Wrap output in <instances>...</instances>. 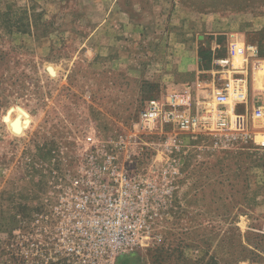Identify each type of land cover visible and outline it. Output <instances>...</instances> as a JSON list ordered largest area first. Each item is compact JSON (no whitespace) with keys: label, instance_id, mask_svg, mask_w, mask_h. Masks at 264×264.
<instances>
[{"label":"rangeland","instance_id":"obj_1","mask_svg":"<svg viewBox=\"0 0 264 264\" xmlns=\"http://www.w3.org/2000/svg\"><path fill=\"white\" fill-rule=\"evenodd\" d=\"M243 42L264 56V0H0V264H264V127L247 139L134 128L191 81L181 58L196 48L199 70L217 68ZM88 135L151 171L150 231L133 250L100 255L99 225L44 218L54 171L76 165Z\"/></svg>","mask_w":264,"mask_h":264},{"label":"built area","instance_id":"obj_2","mask_svg":"<svg viewBox=\"0 0 264 264\" xmlns=\"http://www.w3.org/2000/svg\"><path fill=\"white\" fill-rule=\"evenodd\" d=\"M231 45L235 43L229 45L226 57L214 60L218 67L211 79L187 83L181 91L150 101L141 111L135 131L162 132L167 126L186 134L237 133L247 139L252 128L264 127V72L262 86L253 83L254 71L264 70V56L258 43L243 42L242 64L236 67L229 53ZM238 107L242 112L236 111ZM85 142L74 167L54 171V200L44 218L63 225H99L96 236L104 240L98 245L100 255L133 250L150 231L155 201L151 171L123 166L117 151L108 150L94 136H86ZM101 225L114 226L103 229ZM66 236L74 242L76 232L68 230ZM85 252L72 246L67 255L78 258Z\"/></svg>","mask_w":264,"mask_h":264},{"label":"crops","instance_id":"obj_3","mask_svg":"<svg viewBox=\"0 0 264 264\" xmlns=\"http://www.w3.org/2000/svg\"><path fill=\"white\" fill-rule=\"evenodd\" d=\"M228 50H229V46H228ZM227 50V51H228ZM194 53V57L190 58V61H186L183 58H181L180 62H178V70L181 73H189V75L191 74V81H189V83H194L196 81H208L209 79H211V73L212 71H214L215 68H211V69H206V70H199L197 63H198V56H197V50L195 48V50L193 51ZM230 56L232 59V65L236 66L238 64H240L242 62V54H241V46H230ZM214 59V58H213ZM214 62V60H213ZM212 63V62H211ZM208 74V78L204 80V76H202L201 74Z\"/></svg>","mask_w":264,"mask_h":264},{"label":"bare ground","instance_id":"obj_4","mask_svg":"<svg viewBox=\"0 0 264 264\" xmlns=\"http://www.w3.org/2000/svg\"><path fill=\"white\" fill-rule=\"evenodd\" d=\"M263 72H264V70L262 71L259 69H257V71L256 70L254 71V75H253L254 86H256V83H259L260 85H262V83H263V80H262ZM9 123H10V128L14 133H16V134L22 133V131H23V119H22L21 114H17L15 117H13V119H11V122H9Z\"/></svg>","mask_w":264,"mask_h":264},{"label":"trees","instance_id":"obj_5","mask_svg":"<svg viewBox=\"0 0 264 264\" xmlns=\"http://www.w3.org/2000/svg\"><path fill=\"white\" fill-rule=\"evenodd\" d=\"M208 53H209V55H208V62H210V61H211V56H210L211 54H210L209 51H208ZM206 55H207V54H206ZM199 60H202L201 57H199Z\"/></svg>","mask_w":264,"mask_h":264}]
</instances>
